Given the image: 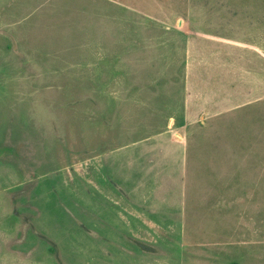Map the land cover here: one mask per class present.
<instances>
[{"label":"rangeland","instance_id":"374dc122","mask_svg":"<svg viewBox=\"0 0 264 264\" xmlns=\"http://www.w3.org/2000/svg\"><path fill=\"white\" fill-rule=\"evenodd\" d=\"M0 264H264V0H0Z\"/></svg>","mask_w":264,"mask_h":264}]
</instances>
